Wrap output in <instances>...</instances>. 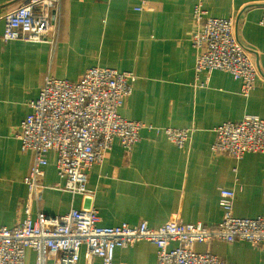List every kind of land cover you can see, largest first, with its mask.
Returning <instances> with one entry per match:
<instances>
[{
	"label": "crops",
	"instance_id": "obj_1",
	"mask_svg": "<svg viewBox=\"0 0 264 264\" xmlns=\"http://www.w3.org/2000/svg\"><path fill=\"white\" fill-rule=\"evenodd\" d=\"M24 1L0 0V228H14L25 218L24 180L33 155L22 153L15 132L30 103L47 78L77 82L94 67L136 77L120 115L146 129L130 154L115 141L104 162L92 167V198L59 189L65 181L50 153L42 179L46 189L32 206L33 220L40 212L60 216L93 207L102 227L142 222L153 229L170 222L215 227L224 218L222 189L235 194L234 217L264 218V153L236 160L212 152L217 127L248 116L264 120V28L259 24L264 0L204 1L209 17L234 20L236 38L250 51L258 75L248 97L229 73L197 77L191 44L197 0H61L46 43H4L5 15ZM168 128L193 131L183 149L167 139ZM195 251L209 252L224 264H264V246L246 242L214 241L197 244ZM54 263L49 258L48 264ZM156 263L157 249L148 242L115 251L114 264ZM25 264H36L34 251H26ZM78 264L102 263L87 260L82 250Z\"/></svg>",
	"mask_w": 264,
	"mask_h": 264
},
{
	"label": "built area",
	"instance_id": "obj_2",
	"mask_svg": "<svg viewBox=\"0 0 264 264\" xmlns=\"http://www.w3.org/2000/svg\"><path fill=\"white\" fill-rule=\"evenodd\" d=\"M61 0H25L21 7L5 15L4 43L20 41L46 43L52 33V13ZM205 0H197L193 11L195 29L191 44L195 52L197 77L207 79L215 71L231 74L241 83L248 97L254 90L258 70L234 33L233 19L209 17ZM264 28V15L259 22ZM132 73L109 68L89 69L77 82L47 78L30 113L15 132L22 153L33 155V165L24 182L28 195L25 218L14 228H0V264H25L26 251L36 254V264H78L82 250L87 260L99 259L114 264L115 251L136 243L148 242L157 249L156 264H224L209 253H197V244L246 242L264 246V218L240 219L233 215L235 194L222 189L219 205L223 220L215 227L170 222L157 229L146 222L130 227L100 226L98 211L71 210L60 216L43 212L32 218V206L41 199L48 155L55 154L57 175L65 181L59 189L92 198L88 190L89 172L101 165L119 141L130 154L140 140L143 123L126 120L120 110L132 95ZM151 129V128H149ZM192 130H164L167 139L183 149ZM212 152L242 160L247 154L264 153V120L245 117L239 123H224L215 129ZM176 245L175 248H171Z\"/></svg>",
	"mask_w": 264,
	"mask_h": 264
}]
</instances>
